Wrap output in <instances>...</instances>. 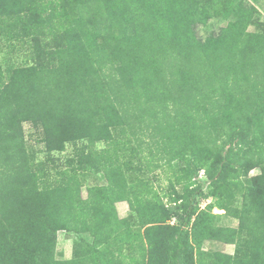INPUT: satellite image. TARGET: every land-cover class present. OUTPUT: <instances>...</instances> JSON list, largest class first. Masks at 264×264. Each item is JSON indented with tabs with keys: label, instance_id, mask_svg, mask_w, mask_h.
<instances>
[{
	"label": "trees",
	"instance_id": "16d2710c",
	"mask_svg": "<svg viewBox=\"0 0 264 264\" xmlns=\"http://www.w3.org/2000/svg\"><path fill=\"white\" fill-rule=\"evenodd\" d=\"M260 14L250 0H0V264H126L137 249L142 264H264ZM213 15L228 23L203 39ZM4 48L25 61L4 66ZM62 230L92 240L59 258Z\"/></svg>",
	"mask_w": 264,
	"mask_h": 264
},
{
	"label": "rangeland",
	"instance_id": "374dc122",
	"mask_svg": "<svg viewBox=\"0 0 264 264\" xmlns=\"http://www.w3.org/2000/svg\"><path fill=\"white\" fill-rule=\"evenodd\" d=\"M250 1L257 6L259 11L261 12L260 19L264 21V0H250ZM227 23H228V20H225L222 16L213 15L205 23H201V22L198 23V25H196V28H197L196 30L198 32V35L201 38L206 39L209 35L218 32L223 26H226ZM249 30L255 31L256 30L255 25L249 26ZM8 50L9 49L4 48V50L1 51V58H2L4 66H7L8 63H11V62L23 63L25 61L26 59L25 50H20L19 52H16V51L8 52ZM25 130H26V134H27V138L29 142L32 145L36 146L38 150L43 148L42 143L38 141V137L36 136V133H35V128L32 126V124H30L29 122H26ZM98 146L102 148L105 146V144L101 142L98 144ZM72 149H73L72 145L68 144L65 151L56 152L55 155L64 159L68 154L72 153ZM44 156H45L44 152L39 153V157L43 158ZM156 172L157 173L161 172L162 174H164L163 171L161 170H158ZM260 172H261L260 168H255L250 172V175H256V174H259ZM200 178L202 180L207 179L203 170H201L200 172ZM105 182L106 181L104 180L101 174H96V175L92 174L88 178L87 185H93L96 183L105 184ZM168 184H169V181L164 176L162 180L154 181V185L157 187V189L161 188L160 185L165 187ZM87 185H85L82 189L84 197H87V194H88ZM206 193H208L207 197H202L199 199V203L202 208H204L208 203L216 201V198L212 196V194L208 191L207 187H206ZM122 210H123L122 206L118 205L119 214H122ZM213 212L220 215V218L218 220L219 224L224 225V226H234V227H237L239 225V220L235 218L234 216H232L231 214L225 213L224 210L218 207H215L213 208ZM173 221H175V219H173L172 222ZM87 239L92 240V238L88 234L81 235L75 232H69L65 230L60 231L58 233L57 257L63 258V259L71 258L73 255L74 244L77 241H80V240L85 241ZM204 246L208 250L216 249V250L225 251L227 253H233L235 249L234 244L229 245L227 243L226 244L224 243H219V244L218 243H215V244L205 243Z\"/></svg>",
	"mask_w": 264,
	"mask_h": 264
},
{
	"label": "crops",
	"instance_id": "0c3cea01",
	"mask_svg": "<svg viewBox=\"0 0 264 264\" xmlns=\"http://www.w3.org/2000/svg\"><path fill=\"white\" fill-rule=\"evenodd\" d=\"M118 205L122 206V208H123V210H122V214H119L120 217H121V218H126V217L130 214V212H131L129 204L127 203V201H120V202H118V203L116 204L117 209H118ZM118 213H119V211H118ZM172 223H174V221H173ZM205 243H213V244L218 243V244H219V243H224V242L217 241V240H208V241H206ZM205 243H204V245H205ZM224 244H226V243H224ZM204 245H203V249H204V250H208L207 248H205ZM207 245H208V244H207ZM229 245H230V244H229ZM127 250L129 251V248H124V253H125V254H126V252H128ZM215 251H222V250H216V249H215ZM222 252H225V251H222ZM226 253H227V252H226ZM133 256H134L135 258L139 259L140 262H141V264L143 263L142 253H140L139 249H137V251L135 252V254L132 253L131 257L125 260V261H126V264H135ZM66 259H69V258H66Z\"/></svg>",
	"mask_w": 264,
	"mask_h": 264
}]
</instances>
